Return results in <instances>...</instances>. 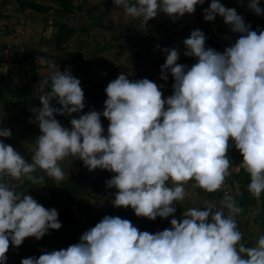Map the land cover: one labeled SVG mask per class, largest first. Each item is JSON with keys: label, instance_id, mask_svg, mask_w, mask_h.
Returning <instances> with one entry per match:
<instances>
[{"label": "clouds", "instance_id": "9594fccd", "mask_svg": "<svg viewBox=\"0 0 264 264\" xmlns=\"http://www.w3.org/2000/svg\"><path fill=\"white\" fill-rule=\"evenodd\" d=\"M204 2L114 0L144 27L160 12L175 21ZM248 6L264 15L260 0H248ZM203 13L207 21L219 14L240 35L218 50L206 44L203 30L193 29L183 40L184 54L196 57L191 65L178 62L177 47H164L160 76L167 80L171 73L174 78L167 97L154 80L130 79L122 71L105 88L103 111L80 113L86 106L80 79L70 67L61 71L50 65L41 82L42 106L33 109L41 132L31 160L0 139V264H7L10 244L19 246L26 237L40 239L62 227L56 207L18 191L5 177L42 185L44 174L35 173L43 169L59 185L66 175L60 161L69 156L82 159L89 170L115 173L106 181L116 189L112 204L131 206L150 219L175 213L176 203L189 195V181H194L191 188L208 193L226 187L233 144L243 156L236 170L249 174L250 193L256 198L264 194V29H253L221 0H210ZM53 99L61 106H53ZM56 113L80 115L72 116L67 127ZM102 116L109 120L107 130ZM11 135L10 128L0 126V137ZM242 212L235 196L225 192L219 205L208 198L203 207H188L181 218L172 216L171 227L156 232L105 214L78 242L25 257L21 264H264V233L254 244L244 243L237 219Z\"/></svg>", "mask_w": 264, "mask_h": 264}, {"label": "rangeland", "instance_id": "374dc122", "mask_svg": "<svg viewBox=\"0 0 264 264\" xmlns=\"http://www.w3.org/2000/svg\"><path fill=\"white\" fill-rule=\"evenodd\" d=\"M87 1L89 3L92 2L91 0ZM94 1L98 0H93V2ZM221 2L223 3L224 1L221 0ZM227 2L228 7H235L237 11L243 15L244 19L248 17L250 20L252 9L248 6V0H229ZM1 5L2 3L0 0V6ZM86 5L85 0H83V4L81 5L82 10L71 15L76 19L77 27L81 28L79 23H83V25H85V30L82 34L73 35L66 43L67 46L65 50L68 48L71 53L73 52L75 54H79L81 51L84 55L80 54V58L85 62H89L94 58L89 65L85 66L84 71L80 72L78 75L80 81L84 78L88 80V82L85 83V87H83L85 90V98L93 104L94 108H99L97 110L103 111L105 107L104 101L107 98L105 88L107 84L112 79H115L122 71L128 73L130 79L143 77L152 79L157 82L158 85L162 86L164 97L171 95L173 92L172 84L174 83V78L171 76V73L168 74L167 80H164L160 76V65L166 60V55L159 54L160 47H156V45H152L150 41L146 42L144 40L145 42L143 43H146V45L143 43L141 45L146 47H141L139 53L136 55V53L130 52L129 49L124 48L123 45L117 46L119 45L117 43L118 39L111 37L110 31L97 23L99 16L101 17V22L105 24L112 16L110 14L104 15L89 11L87 7H85ZM202 6L205 8L203 4ZM88 7H90V5ZM203 8V22H199L197 27L192 28H200L203 30L208 40H213L216 37L224 39L221 44V50H223L236 38L231 32V29H229V25L224 22L223 17L219 14H217L213 21L205 20ZM53 16H56V14L52 11L47 14H40L30 9L23 10L14 0L0 7V117H2L5 112L13 109L23 116L21 111L22 102L18 99L19 96L17 92L19 86L21 88H25L26 86L27 89L40 92L42 91L41 82L48 77L50 65L52 63H55L57 68H60L61 71L68 68L70 56L63 50L52 48L49 43V38H51L56 28L53 27V25L44 26V24L46 25L52 21ZM78 20H82V22L80 21L78 23ZM136 22L138 21L135 20L132 24L134 28L131 32V41L134 40V31L138 28L136 27ZM68 23H71V19H68ZM190 33L191 32L187 31L183 38L189 36ZM111 44H113V46H111ZM181 44L185 49V45L183 43ZM97 47L102 50H97ZM34 49L41 52V54L32 57L34 60L32 64L25 62L29 53ZM57 55L61 56L64 60L62 64L56 63ZM178 62L191 65L196 62V57L180 54ZM12 91H15L16 94L12 93ZM29 113L30 116H24L23 118L25 125L31 123L32 126L31 128H25V132L28 134H12L10 137H3V139L6 143L12 144L19 150L26 159L31 160V152L35 147V138L40 134L41 130L39 128V123L35 120L36 113L33 111ZM62 120L65 124L68 119ZM104 123L108 125L109 120L106 118V122ZM231 159V171L236 170L238 166L233 165L235 158L231 157ZM60 164L66 175L65 178L59 182V185L53 177L44 173L43 169H37L36 173L40 175L44 174V177L50 179L54 187L58 186L62 189L63 194L57 206L58 211L63 209L64 204L67 203L70 205L71 199L74 196H78L87 207L86 211L80 216L75 217L71 224L62 223L60 229H50L49 232L46 233V238L45 235L43 236L44 242L49 243L50 240L55 241L56 239V241L64 242L65 245H67L78 242L80 235L85 231V227L88 229L94 226L105 214L110 212L108 209L110 208L112 199H114L116 189L113 193H109L102 197V190L106 185V181L110 179L113 174H104L99 167L94 170H89L85 164L79 165V163H75L71 157H67L60 161ZM5 179L10 184L16 186L21 185L16 178L6 176ZM193 182L194 181H189L186 185L189 191V195L187 196L188 199L176 203L177 209L180 210L178 218L182 217L184 210L188 207H203L204 201L208 198L215 199L219 205V201L224 195V189L222 188L218 189L220 190L219 192L216 190L212 193H208L202 188L193 189L191 188ZM169 183H171V181H169ZM114 188L115 187H112V190ZM20 191L25 192L26 188ZM41 193L48 196L51 195L46 184H42L28 194H31L38 200V195ZM230 193L237 197L240 194L239 185L236 184ZM118 210L116 207L115 211ZM260 211V201L257 200V204L250 207L247 213L239 214L237 217L238 226L244 234L243 242L248 245L254 244L258 235L264 233L260 225L261 219L258 218L255 221ZM126 214L130 216L129 219H137V217H139L135 214L134 209L130 210V213L126 212ZM77 234L79 235L77 236ZM47 238L49 239L46 241ZM28 242L35 248L38 244V239L35 236H30ZM11 251H15L16 254L12 255ZM6 255L9 264H16L15 259L17 256L19 258V264H21L23 258L30 256L26 250H23L22 245L16 246V248L15 246L9 247Z\"/></svg>", "mask_w": 264, "mask_h": 264}, {"label": "trees", "instance_id": "16d2710c", "mask_svg": "<svg viewBox=\"0 0 264 264\" xmlns=\"http://www.w3.org/2000/svg\"><path fill=\"white\" fill-rule=\"evenodd\" d=\"M11 0H1L2 5H6L8 4V2ZM18 3L19 7L23 10L25 9H30L33 12H37L40 14H47L48 12H53L56 14V16L52 17V21L48 24H44V26H49V25H53V27L56 28L55 31H53L51 38H49L50 40V44L52 46V48L56 49V50H63L66 52L67 55L70 56L68 63L73 67L70 68L71 72L78 77L79 73L84 71L85 66L89 65V63L92 61L90 60L89 62H85L82 58H80V54H75V53H71L70 51H66L65 48L67 46V42L70 40V38L73 35H76L80 30H85V25L80 27H76L75 25L68 23V19L71 18L72 14L76 13L77 11L82 10L81 5L83 4V0H14ZM261 5H264V0H260ZM1 5V6H2ZM0 6V7H1ZM96 7L93 8H89V11H93L95 10ZM246 23H250L251 27L253 29H256L257 31L264 29V15H258L256 14L253 10L251 12V17L250 20L247 18H245ZM229 29H231V26L229 25ZM231 32L234 34L235 38H238V36L240 35L239 33L233 32L231 29ZM224 39H222L221 37H216L213 40H206V44L208 46L211 47H215L218 50H221V44L223 42ZM111 46H113L111 44ZM36 49H34L33 51H31L29 53V56L25 59V62L27 63H31L32 61H34L32 59L33 56L35 55H39L41 54V52H38ZM37 53V54H36ZM45 54V53H43ZM50 54V53H48ZM27 60V61H26ZM63 59L61 56H56V63L58 62L59 64L63 63ZM88 82V80H84L83 82L81 81V84ZM47 90V89H46ZM18 99L21 100L22 102V106H21V111L23 114V118L30 116L29 112H32L34 108L37 107H41L42 106V102L39 99V96L41 94L40 92H34L32 89H27V87L25 86V88H21L19 86L18 89ZM12 93H15V91H12ZM16 94V93H15ZM53 104V106L56 107H60L61 105L58 104V102L53 99V101L51 102ZM85 110L83 112H87L90 111L92 109H99V108H94L93 104H91L89 102L88 99L85 98ZM34 112V111H33ZM81 112V113H83ZM19 113V112H18ZM20 114V113H19ZM65 116V114H60V113H56V118L59 119L60 121H62L63 117ZM103 122H106V117H101ZM24 122V120H23ZM28 125V126H27ZM24 125L23 130L25 133V128H31V123ZM23 134V133H22ZM0 139H3V137H0ZM231 143V141H230ZM230 157H234L236 162H239L242 160L243 156L242 153L240 152L239 149H237L234 144L233 146L229 149V153ZM71 157V156H70ZM73 161L75 163H79V165H83L84 162L82 159L80 158H73ZM102 172L104 174L107 175H114L115 173L107 170V169H102ZM36 175H40L39 173H35ZM44 182L48 187V190L50 191V196L48 195H44V194H39L38 196V201L40 203H42L44 206L46 207H56L58 206L59 201L62 198V194L63 191L60 187H54L53 183H51L50 179H48L47 177H44ZM250 182V176L249 174L244 171L243 169H240L239 171H231V175L229 177H227L226 179V187H222V189H224V193L225 192H229L231 190H233V188L235 187L236 184L239 185L240 187V194L235 197L237 199V201L239 202V204L242 206L243 208V212L240 214H245L248 212L249 208L256 205L257 204V200L260 201V213L258 214V216L255 218V221L260 218V225L264 230V194L261 195L260 198H256L255 196H253L249 189H248V183ZM41 185H34L31 181H25V183L18 185L17 186V190L20 191L21 189L26 188L27 193L32 192L35 188L39 187ZM95 186V185H94ZM110 189L107 186V184L104 186V189L102 190V197H104V195H107L108 192L110 191ZM220 190H217V192H219ZM129 207H126L125 210H118V211H114V214L111 215H120L122 217V214L124 211L129 212L128 209ZM58 209V208H57ZM87 207L84 205V203L78 198V196H74L71 199V203L70 205H68L67 203L63 205V209L61 211H59V219L62 221V223H67V224H71L73 222V219L75 217L80 216L81 214H83L86 211ZM109 214V213H108ZM177 215V211L173 214H170L168 217H160L157 216L155 219H152L150 222V227H149V231L150 232H156V231H160L163 230L165 228L171 227V219L172 216H176ZM130 217V216H129ZM143 217V216H141ZM129 219V218H128ZM142 220V219H141ZM144 222V221H143ZM147 222V220H146ZM162 225V226H161ZM151 228V229H150ZM67 237V236H66ZM29 237H26L23 241V243L21 244L23 247V250L27 253H29L30 256H39L40 254H42L45 250L43 249L42 245H45L44 242V238H40L38 239V244L36 245V247L34 248L29 242H28ZM70 245V244H69ZM14 246L12 244H10V247ZM16 248V246H15ZM17 250V249H15ZM12 252V251H11ZM12 255L16 254V252H12ZM16 257V256H15ZM16 264H19V258L18 256L15 259ZM7 264H9L7 262Z\"/></svg>", "mask_w": 264, "mask_h": 264}, {"label": "crops", "instance_id": "0c3cea01", "mask_svg": "<svg viewBox=\"0 0 264 264\" xmlns=\"http://www.w3.org/2000/svg\"><path fill=\"white\" fill-rule=\"evenodd\" d=\"M92 2L89 3L87 0H85V7H87V10L89 8L96 7L93 12H97L99 14H110L112 17L106 21V24L101 22V17L99 16L97 23L101 26H103L105 29L110 31V35L113 38H117V43L119 45L117 46H124V48L129 49L130 52L136 53V55L139 53L141 47H146L141 45L143 42L150 41L152 45H156V47H160L159 49V54H164L163 53V48L164 47H177L180 51V54H184V48L182 47L183 40H184V35L187 31L191 32L193 30L192 27H197V25L202 23V8L203 6L201 4H198L196 6V10L193 13H185L183 16L179 17L175 21L171 19V17L168 16V14L164 12H160L157 16L150 18L149 21L147 22V27H144L142 20L140 18H134L130 16H126L124 13V10L121 6L115 5L114 0H98L94 1L91 0ZM224 4L228 6L229 0H223ZM90 5V7H88ZM204 7H207L210 5V0H205L204 2ZM93 17V16H91ZM71 19V24L75 25L77 27V21L74 17L69 18ZM137 20L136 22V27H138L134 31L135 38L133 41L132 40V35L131 32L133 30V21ZM82 22V20H78L79 22ZM113 22V25H112ZM81 26H83V23H79ZM84 30H80L77 34H82ZM145 40V41H144ZM181 43H180V42ZM146 45V43H143ZM113 45V44H112ZM151 45V44H148ZM97 50H102L99 47H97ZM67 51L69 49L67 48ZM79 54L84 55L81 51ZM165 55V54H164ZM92 58L91 60H93ZM73 67L68 63V68ZM85 80V78L82 80V82ZM82 87H85V82L81 84ZM84 89V88H83ZM44 90V89H43ZM85 91V90H84ZM39 92V91H38ZM42 92V91H41ZM104 109V108H103ZM85 110L82 109L81 112ZM9 111H16L15 109L9 110ZM9 111L5 112L8 113ZM79 113H73L72 116H78ZM72 116L66 115L63 117V119H68L66 123H63V120L61 121L62 124H64L67 127H71L70 120ZM70 157V156H69ZM240 162V161H239ZM239 162H234L233 165L238 166ZM236 171V170H232ZM115 188L112 190L110 189L109 193H113ZM107 194V195H108ZM112 195V194H111ZM188 199V197L186 198ZM186 199L184 201H186ZM192 199V198H190ZM177 208V207H176ZM116 209V206H114L112 203L110 205V208L108 209L109 214H114V211ZM125 210L126 207L120 206L117 207V210ZM130 210L132 208H129L128 211L130 213ZM116 212V211H115ZM122 217L124 218H130L128 214H126L124 211H122ZM108 213V212H107ZM180 213V210L177 209V215L176 217L178 218V214ZM142 219V220H141ZM132 222L138 226L140 230H148L150 227V222L152 219L148 217H137V219H130ZM147 220V222H146ZM144 221V222H143ZM162 226V225H161ZM151 229V228H150ZM86 230V227H85ZM79 234H77L78 236ZM46 238V234H45ZM49 238L46 239V241ZM56 241V239H55ZM53 241L50 240L49 243L45 242V245H43V249L45 251H51L53 249H59L61 247H67L69 244L65 245L64 242L61 241Z\"/></svg>", "mask_w": 264, "mask_h": 264}, {"label": "built area", "instance_id": "2783aa9c", "mask_svg": "<svg viewBox=\"0 0 264 264\" xmlns=\"http://www.w3.org/2000/svg\"><path fill=\"white\" fill-rule=\"evenodd\" d=\"M104 124L105 130H107V124ZM0 126L10 128L12 134H20L24 133L23 127L24 122L21 114L16 111H9L5 113L2 117H0Z\"/></svg>", "mask_w": 264, "mask_h": 264}]
</instances>
